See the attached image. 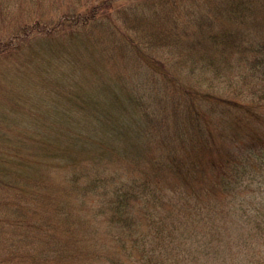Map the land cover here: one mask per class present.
Instances as JSON below:
<instances>
[{"label": "trees", "instance_id": "16d2710c", "mask_svg": "<svg viewBox=\"0 0 264 264\" xmlns=\"http://www.w3.org/2000/svg\"><path fill=\"white\" fill-rule=\"evenodd\" d=\"M50 5L48 20L31 10L0 39V264H264V0ZM59 71L73 78L64 100L80 89L76 111L46 99L55 90L41 81ZM90 74L109 91H83ZM36 83L47 97L30 93ZM96 141L126 161L124 180L79 166L77 151L100 155ZM163 170L174 179L153 185ZM88 210L114 244L85 245ZM223 228L220 254L208 236ZM197 229L208 261L179 245Z\"/></svg>", "mask_w": 264, "mask_h": 264}, {"label": "rangeland", "instance_id": "374dc122", "mask_svg": "<svg viewBox=\"0 0 264 264\" xmlns=\"http://www.w3.org/2000/svg\"><path fill=\"white\" fill-rule=\"evenodd\" d=\"M1 1H2V3L0 4V11H2V13H0V39H3L4 38L3 34H5L6 31L12 30L13 26H16V23L17 24L21 23L22 22L21 19H24L23 17L27 16L29 14V11L32 10V12L36 13V15H38V13L40 11H44L45 13H43V19L48 20L49 17L53 16V12H54L53 8L50 5V3L54 2L55 7L56 8L59 7L60 10H61L68 3L69 0H48V2L46 0H43V1L42 0H1ZM57 2L59 3V5L57 4ZM57 12H59V10H57L55 12V14ZM59 13H61V12H59ZM120 73H122V72L120 71ZM76 77H77V81H81L83 79V76L78 75V74L76 75ZM33 78L42 79L41 78V73L40 74H36ZM49 79H52L54 82H52V81L46 82L45 80H42V81L39 80V81L44 82V83L48 84L49 86H51L49 88H53V89H51L49 91L55 90V92H53V93L50 92L49 95H51V98H46V99H52V100L53 99H57L59 101V103L62 102L61 104H59V106L61 107L60 111H67L69 108H70L71 112L76 111V109H75L76 107H74V104L71 103V102L76 99L74 94H75V92H78V90H80L79 87L78 86H72V87L71 86L70 87L67 86L68 99L64 100V97H63V95H64V91H63L64 85H65V83L67 81L73 80L72 74H69V73L67 74L65 72L59 71V72H57L54 76H52ZM94 79H95V77L91 76V74L90 75H86L85 76V80L86 81H82V83H81L82 87H80V88L83 89V91H84V89L86 87L87 90L89 91V90L93 89L92 87H94V88L98 87V88L102 89L104 93H107L109 91V89L107 90V88H108L107 87V81L105 79L98 78L96 83H95ZM30 83H31V81H30ZM30 83L29 82L26 83L25 81H22L21 82V87L22 88H26L27 85H30ZM32 86L35 87L36 89L35 88L33 89V87H31V86H28V87H29V89H32L30 91V93L34 94L36 96V98L39 97V96L47 97V96H44V94H45L44 89H45V87H48L47 85H41V84H37L36 83V84H33ZM71 91H72V93L70 94ZM85 92H86V90H85ZM86 94H87V92H86ZM22 99L23 98H21V100ZM41 99L42 98H40V99L38 98L36 100V106H37L36 109L37 110H40L42 108L41 106L45 103V100H41ZM25 100L26 99H23V102ZM29 100H30V97H29ZM39 101H41L42 103H38ZM26 104H28V103H26ZM54 106L55 105L53 104V107ZM71 106H73V107H71ZM92 113L95 114L96 116H99V114H96V112H92ZM131 115H132V113H131ZM56 117L59 118L61 124H62V122L64 124V120L62 119L61 115L56 114ZM132 119L133 118L130 117L131 121H132ZM128 120H129V118H128ZM136 124H138V123H135V125L130 123V129L132 130V128H133L134 130H136L137 129L136 128ZM100 133L101 134H105L104 131H102ZM62 134H63V132L59 133V135H62ZM130 135L132 136V132L130 133ZM100 137L101 136H98V138H100ZM128 137L129 138L123 137L119 141V143L120 142H125L126 149L129 148L128 143L132 142V138L130 136H128ZM126 138H127V140H126ZM94 144L96 145V147L97 146H101L102 147L100 149V151H101L100 155L95 156L93 154L94 152H89L88 154H86V149L77 151L75 155H77V158H78L77 161H79L78 162L79 166L82 167V168H89L90 166H92L91 167L92 170H93L92 172H94V173L97 172L98 174H103V175L104 174H107V175H111L112 174L111 175L112 177H115L118 174H120L121 176L124 175L123 163L126 162V161L121 160L120 158H118L116 154H113V153H110L109 151H107L104 148L105 145H101L99 143V141H96ZM129 144L132 145L133 142L129 143ZM87 149L93 151L91 143H89ZM132 150L136 151L135 146L132 147L130 151H132ZM102 153H103V155H102ZM68 158L70 159V157H67L66 159H68ZM142 170L144 171V169H142ZM147 171H149V170H147ZM169 172H170V174H168ZM169 172L166 171V170H163V172L160 174V176L158 175L157 171H155V173H154L155 176H150V173H149L150 180L155 182V183H152V184L153 185L154 184H162L163 185L167 181L170 182L172 179H174V175L171 174L170 170H169ZM63 175H64L63 173H60L59 181H57V183L60 182L61 184H64V183H62L64 181V180H62V176ZM118 179L121 180V181L124 180V178H119V177H118ZM68 188H70V187H68ZM73 196L75 198L79 199V196H77L75 194H73ZM71 204H72L71 205L72 208L76 212L79 209V207L82 208V206H80V204L77 201L72 202ZM128 216L131 217V219H134L135 227L136 226H138V227L139 226L140 227L143 226L142 223L139 221L138 209L130 210V214ZM86 225H89V228H90L89 229L90 231L88 233H90L91 230H94V232H93V234L90 237H88V240L90 241V243H85V245H112V244H114L113 241L111 240L110 235H109L110 233L106 232L105 226L103 225L100 217L95 215V213H92L91 210H88L87 217H85L83 223L80 224L79 231L81 232L82 228L84 226H86ZM182 225H184V224H182ZM191 229L195 230L196 228L192 227ZM224 229L225 228H223V230L221 232V235L212 234V235L208 236V238H210V237L215 238V240H218V241H220L222 243V245H220V249L217 251L220 254H222L226 250V248L223 245V242H224V239H225L224 236H223L224 235L223 234ZM203 235H204V231L200 230V229H197L196 233L194 234L193 240H192V238L188 239V240H185V237H187V234H184L181 237L180 244H179V245H184V246L181 247V248H185V249H182L184 252H188L190 254L195 252L194 254H197V257L200 260H202V261L205 260L206 257H207L206 254L204 256L203 252H202V250L205 251V248L203 246L204 243H203V240L201 239V237ZM248 235L249 234H247V236ZM241 237H242V235L239 232V230L237 229V230L233 231V235H232V232H231L228 236H226V240L229 241L230 246H231V245H236L237 243H239ZM188 243H189V245H187ZM199 245H202V247L200 248ZM238 246L242 247V246H245V245H238ZM213 247H216V246H210V248H213ZM193 250H196V251H193ZM170 252L171 251H166V253H165L169 258L172 257ZM179 256H180V258H187V253H182ZM176 258H177V256H175V259ZM209 259H210V257H208L206 259V261H208Z\"/></svg>", "mask_w": 264, "mask_h": 264}]
</instances>
